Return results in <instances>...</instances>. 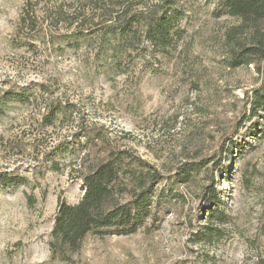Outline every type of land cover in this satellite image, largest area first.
Instances as JSON below:
<instances>
[{
  "label": "rangeland",
  "instance_id": "374dc122",
  "mask_svg": "<svg viewBox=\"0 0 264 264\" xmlns=\"http://www.w3.org/2000/svg\"><path fill=\"white\" fill-rule=\"evenodd\" d=\"M183 4L181 33L161 49L139 26L126 41L104 35L130 17L142 23L161 0H0V96L24 100L0 104V174L27 178L0 187V264H61L48 249L58 200L80 199L82 172L107 148L165 178L185 162L205 165L171 192L158 184L166 201L135 234L88 235L73 264H264V139L244 137L264 114L236 131L260 77L228 65L225 33L236 20L213 17L211 0ZM54 106L64 113L47 125ZM83 130L97 134L91 145ZM227 136H242L244 148L222 156ZM211 179L221 220L200 212Z\"/></svg>",
  "mask_w": 264,
  "mask_h": 264
},
{
  "label": "trees",
  "instance_id": "16d2710c",
  "mask_svg": "<svg viewBox=\"0 0 264 264\" xmlns=\"http://www.w3.org/2000/svg\"><path fill=\"white\" fill-rule=\"evenodd\" d=\"M186 1L161 0L162 6L142 23L130 17L117 27H108L104 35L115 37L117 42L126 41L135 37V27L139 26L150 47H171L181 33L178 24L183 17L181 8ZM211 1L214 5L213 17L228 16L237 21L225 33L228 65L232 68L251 66L260 77L259 85L245 94V115L237 123L238 133L244 129L247 121H255L264 114V0ZM8 102L24 100L21 94L5 92L0 96V104ZM63 113V108H50L45 116L47 125H51ZM79 136L84 138V145H91L97 139V134L91 130H83ZM247 136L264 139V124L259 129L251 126L244 133V137ZM242 140V136L238 140H233L231 136L223 138L219 145L220 154H229L232 149L241 151L245 145ZM103 155L82 172L80 180L83 191L80 199L74 204L58 200L48 241L50 260L53 262L73 264V258L81 251L88 235L106 237L135 234L153 216L154 207L160 205V201H166L165 188L155 189L158 184L169 181L171 187L168 192H171L174 186L193 181L205 165L202 162H185L175 169L172 176L165 178L128 152L107 148ZM229 157L233 161V156ZM218 165H222L220 161ZM25 183L27 178L24 176L0 174L1 188H16ZM212 183L211 179L210 184L200 191L199 197L204 203L200 212L203 215L207 213V220H221L223 211L220 206L223 202ZM212 235L213 230L206 228L201 239L203 237L209 241Z\"/></svg>",
  "mask_w": 264,
  "mask_h": 264
}]
</instances>
